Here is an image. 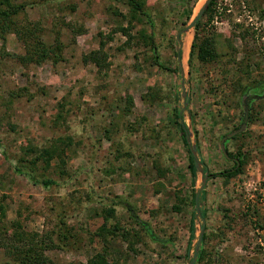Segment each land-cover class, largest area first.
<instances>
[{
  "label": "rangeland",
  "instance_id": "obj_1",
  "mask_svg": "<svg viewBox=\"0 0 264 264\" xmlns=\"http://www.w3.org/2000/svg\"><path fill=\"white\" fill-rule=\"evenodd\" d=\"M141 1L153 29L145 17L131 19L124 1L12 0L25 4L18 26H36L50 47L59 41L60 60L22 61L24 42L13 33L0 39V141L14 161L26 146L58 138L65 163L64 173L52 166L56 160L38 168L58 180L44 188L15 174L0 154L5 223L18 220L26 232L49 238L45 253L55 264H84L97 253L119 264H187L199 233L187 255L190 219L201 222L189 200L201 180L188 168L182 119L208 173L245 160L229 179L206 180L200 201L208 238L200 249L209 255L195 264H264V0H216L212 18H202L200 39L211 40L217 59H190L195 28L182 33L183 75L175 36L185 27L184 9L196 12L204 0ZM129 20L134 36L126 41L114 31ZM141 29L154 31L157 52ZM100 40L98 68L84 57ZM182 86L188 104L178 119ZM246 107L243 130L223 141L225 157L222 139L240 128ZM126 202L158 240L130 218ZM103 224H117V235L102 238ZM9 260L0 246V264H15Z\"/></svg>",
  "mask_w": 264,
  "mask_h": 264
},
{
  "label": "trees",
  "instance_id": "obj_2",
  "mask_svg": "<svg viewBox=\"0 0 264 264\" xmlns=\"http://www.w3.org/2000/svg\"><path fill=\"white\" fill-rule=\"evenodd\" d=\"M44 1V0H43ZM117 1H124L129 7V13L131 19H138V21H141L143 17L146 18L147 22L150 24V27L154 28V21L152 20V17L150 13L147 12V9H145L144 4L141 0H117ZM216 0H211L207 8L205 9L202 16L198 19L196 22L194 28H195V34L193 36L192 42H191V49H190V59L194 56L197 57V59L200 62H207L217 59V52L213 49L212 42L209 38H201V30L202 28V18L206 16L208 20H210L213 16V11L215 9ZM25 7V4L23 3H13L12 0H0V39L5 38L7 33H13L17 38H19L21 41L24 42L25 48H26V54L24 56H20V59L22 61H29V62H38L50 58L52 55L53 62H57L60 60L58 57V53L56 50L60 49V42L52 47L49 45H46L45 42L39 37L35 35V31L37 30L36 26L27 27V26H18V22L16 20V16L20 13V11ZM262 12L264 14V10L262 9ZM193 14V7L190 6L188 8L184 9V16L186 21L182 22V25H185L187 20L192 17ZM131 20H129V24L126 27L123 26H117L114 32L120 31L124 36H126V41L131 40L134 35L131 34L132 29ZM139 36L142 39H145V41L149 42V46L151 50L154 52H157L155 50L154 45V31H151L150 33H146L144 29H141L138 32ZM104 46V42L102 40L99 41V48L90 51L85 57V62H91L95 64L98 68H100L102 64V57L99 55L102 51V47ZM32 48V49H31ZM35 53L37 56L35 57ZM181 54V52H180ZM155 62H158V60L154 59ZM252 96H248L246 100V105H248L249 99ZM127 101H132V98L129 96L127 97ZM248 116V115H247ZM177 118L181 119L182 115L177 114ZM180 129L183 136V142L185 146L187 147V153H188V168L193 175V177L196 176V168L193 161V156L190 152V149L188 148V143L185 138V127L183 121L180 122ZM235 136V135H234ZM0 154L4 157L6 161H8L11 164V169L15 174L23 175L25 176L32 184L34 185H41L44 188H48L51 185L58 184V180L53 179L50 176H45V174L41 173L38 168L41 167L42 169H45L47 166L51 165V161L56 160V163L52 166L57 165L56 167L59 168V173H64V163H65V146L61 141L54 140L51 142L48 146L44 147H35L32 145H28L24 149L23 155L18 157L16 160L13 161V158L11 156V153L4 148L2 142L0 141ZM244 158L242 159H235L234 165L232 168L225 169L222 171L212 172L208 173L209 177L215 178L217 176H223L227 179H229L231 176H234L240 171V166L244 163ZM40 162L41 166H40ZM39 165V166H38ZM45 171V170H44ZM203 193V191H202ZM194 196L195 193L191 196L189 203L194 205ZM3 195L0 196V246L4 247L6 250L7 256L10 258L9 261H13L15 264H55L45 253V248H47V244H52V241L49 240L46 242L43 235L37 236L35 233H28L24 230L22 224L18 220L12 221L10 224L5 223V205L3 202ZM202 198V196H201ZM181 202H184L185 200L181 199ZM125 207L127 211L129 212L130 218L134 220L135 223L140 225L147 233L151 239L158 240L157 236L151 229L148 222L143 221L135 212L134 205L131 203L126 202ZM175 210L181 209V204L174 205L173 206ZM105 216H113V209L108 208L106 209ZM202 217H205V211L202 209L201 211ZM223 216H225L223 214ZM192 218H194V215L192 214ZM12 227L11 229H9ZM202 227L205 228V225L203 224ZM67 230V229H66ZM119 230V226L117 224H114L110 227H107L105 224L101 225L98 229V234L105 238L107 235H117ZM121 230V229H120ZM189 231H190V238L188 240L187 247V255L189 253L191 241L195 238V223L193 219H190V225H189ZM129 232L123 231L121 232V236L123 239H126ZM136 232L133 233L134 236H136ZM62 239L67 238V235L64 231L61 230ZM48 237V236H47ZM133 237V236H132ZM208 238V235L206 232L203 233L202 241H206ZM128 240V238H127ZM45 244V245H44ZM209 254L207 251L203 249H199L197 261L203 260L205 257H207ZM210 257V256H209ZM70 264V263H69ZM83 264V263H82ZM84 264H119L118 261H112L109 262L106 259L105 253H97L93 257L88 259L87 263Z\"/></svg>",
  "mask_w": 264,
  "mask_h": 264
},
{
  "label": "water",
  "instance_id": "obj_3",
  "mask_svg": "<svg viewBox=\"0 0 264 264\" xmlns=\"http://www.w3.org/2000/svg\"><path fill=\"white\" fill-rule=\"evenodd\" d=\"M211 0H204L201 4V6L198 8V10L195 12V10H193V14L192 17L190 19L187 20L185 27L183 29H181L180 31H178L176 33V40L178 42V47L176 50V55H177V60H178V65L177 68L178 70L181 72V75H183V56H182V44H183V40L181 39L180 35L182 33H187L189 30H193L194 26L196 24V22L198 21V19L202 16V14L204 13L205 9L207 8V6L209 5ZM181 52V54H180ZM182 97L184 98V104L183 107L181 109V111L179 112L181 115H183L182 113L184 112V110H186V106L188 104V97L187 94L185 92L184 87L182 86V92H181ZM247 112L248 109L247 107L245 108V117H244V122L242 123V125L240 126L239 129L232 131L230 133H228L221 142V150L222 153L225 157H229L227 154V151L225 150V145L223 143L224 139L227 137H232L233 135H235L236 133H238L239 131L243 130L244 126H245V122L247 120ZM190 118V116H189ZM183 120L181 119V122ZM184 123V127H185V138L187 140L188 143V148L190 149V152L193 156V161H194V165L196 168V176L200 177V185L198 186V188L195 187V196H194V208H195V217L199 218L201 222H199V227L196 226L195 223V233L197 234V228H198V237L197 240L195 242L194 245V249H193V253L192 256L190 258V260L188 261L187 264H195L197 261V256H198V252L200 249V245L202 243V237H203V233H204V227H202V225L204 224V217H202L201 215V211H202V206H201V195H202V191L205 187L206 184V180L209 178L208 172L205 170V168H203L201 161L198 159L197 156V146L194 143L193 139H192V131L190 128V125L187 124L183 121Z\"/></svg>",
  "mask_w": 264,
  "mask_h": 264
},
{
  "label": "bare ground",
  "instance_id": "obj_4",
  "mask_svg": "<svg viewBox=\"0 0 264 264\" xmlns=\"http://www.w3.org/2000/svg\"><path fill=\"white\" fill-rule=\"evenodd\" d=\"M189 41H190V38L187 36V37H186V42H185V43L188 44ZM183 49H184V48H183ZM187 51H188V50H187Z\"/></svg>",
  "mask_w": 264,
  "mask_h": 264
},
{
  "label": "flooded vegetation",
  "instance_id": "obj_5",
  "mask_svg": "<svg viewBox=\"0 0 264 264\" xmlns=\"http://www.w3.org/2000/svg\"><path fill=\"white\" fill-rule=\"evenodd\" d=\"M234 159V158H233Z\"/></svg>",
  "mask_w": 264,
  "mask_h": 264
}]
</instances>
